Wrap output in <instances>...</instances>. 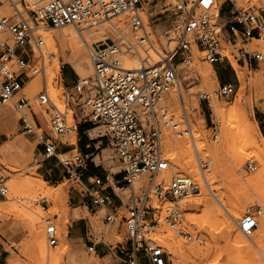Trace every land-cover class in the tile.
Wrapping results in <instances>:
<instances>
[{"label": "built area", "instance_id": "built-area-1", "mask_svg": "<svg viewBox=\"0 0 264 264\" xmlns=\"http://www.w3.org/2000/svg\"><path fill=\"white\" fill-rule=\"evenodd\" d=\"M7 4L12 5L11 0H0V104H13L21 130L38 141L43 161L57 159L68 180L82 182L88 157L78 152L72 160H62L57 155L63 143L59 137L78 134L80 123H91L98 130L97 139L106 141L122 163L123 180L131 190L127 201L120 198L124 208L106 216L109 224L122 217L126 229V238L112 245L111 253L123 264H175L173 254L153 234L161 220L171 228L182 225V201L200 195L201 189L188 175L166 176L175 170L164 147L166 134L183 136L190 130L182 129L185 123L163 104V97L181 88L180 67L193 62L194 49L213 66L232 63V58L248 67L263 62L264 51L250 50L249 45L263 38L264 0L243 5L238 0H48L32 24L6 16L2 10ZM42 25L105 34L88 48L92 76L64 85V108L47 86L34 98L25 93L33 78L46 76V60L53 56L35 34V28ZM163 42L168 47L159 50ZM225 43L234 49L239 44L244 47L231 53ZM125 58L136 59L138 68H126ZM236 93V84L220 83L219 96L229 98ZM200 97L209 100L205 94ZM36 107L48 117L49 130H42ZM68 109L80 122L69 124ZM246 167L256 171L255 160H249ZM144 177L148 181L136 190ZM89 181L91 186L84 191L87 197L97 205L109 203L112 196L104 179ZM8 193L0 183V196ZM124 210L127 214L122 216ZM261 214L257 206L255 213H247L240 221L245 236L251 237L259 228L257 215ZM47 224L48 241L57 246L56 226L49 220ZM177 231L193 240L183 228ZM89 251L96 253L94 246Z\"/></svg>", "mask_w": 264, "mask_h": 264}, {"label": "rangeland", "instance_id": "rangeland-1", "mask_svg": "<svg viewBox=\"0 0 264 264\" xmlns=\"http://www.w3.org/2000/svg\"><path fill=\"white\" fill-rule=\"evenodd\" d=\"M39 1L11 0L14 4H10L6 9L5 6L2 11L6 16H11L16 21L25 19L32 24L34 15L46 0ZM247 1L249 0H238L240 5L247 3ZM124 18L125 16H122L120 19ZM62 30L63 28L54 31L36 30L35 28L36 36H40L46 42L45 50L52 54L53 58L46 60V76L39 75L33 78L26 86L25 93L28 97L34 98L47 86L53 99L64 108V85H71L77 79L87 78L91 75L82 74L72 63L66 62V59L72 54L68 41L57 38L56 46H49L48 41L44 38L46 33H54V36H58L63 32ZM98 33L100 32L95 30L84 32L89 38V43L92 44ZM2 37L0 36V39ZM224 46L231 53H237L235 52L237 49L244 47L239 44L234 49L233 46L226 43ZM157 47L159 50L166 49L168 44L163 42ZM249 48L250 50L264 51V39L260 42L253 40ZM84 54L88 56L87 49ZM83 57L84 55H82V59ZM126 59L129 58L124 60ZM231 62L233 65L230 62H224L212 66L204 61L194 49L193 62L180 67L182 92L180 93V89L172 90L163 97V104L170 107L172 112L176 114L178 121L185 123L186 126H182V129L188 127L190 130L189 134L183 136L166 134L164 147L175 164V170L166 176L172 177L175 173L188 175L195 180L201 189L200 195L182 201L181 207L184 212L182 225L171 228L164 220H161L153 234L160 245L172 252L175 264H251L256 259L259 264H264V251L262 249L254 248L256 254L254 256L247 255L244 249L239 248L234 241L236 234L250 238L245 236L239 228L240 221L247 213H255L257 206H260L262 214L257 215V218L258 221L264 219V148H244L245 142L239 138L238 134L243 127V120L238 112H233L236 107L248 109L252 122L255 120L258 122L264 116L262 110L264 107V61L253 62L251 67L239 65L233 58ZM128 63L132 64L133 62L128 60ZM84 66L87 68L85 61ZM210 66L215 69L221 67L226 80L237 85L235 95L223 98L218 95L220 84L215 85L213 82L206 84L202 80L200 73L202 76ZM63 68L68 74L65 79L62 76ZM219 80L221 83V79ZM32 85H34L33 90L31 89ZM213 86L216 88L215 99L220 105L222 104L226 111L222 118L215 115L209 100L200 97L201 94L208 93ZM35 110L43 121L42 130H49V124L46 122L48 117L40 108L36 107ZM73 116V112L68 109L70 125L80 122L75 121ZM19 118L20 115L15 112L12 103L0 104V183L9 189L7 197L0 196V249L2 253L0 264H10L11 262H16L15 264H115L111 256L102 259L96 253L90 252L88 247H78L67 238L64 224H68L67 216L69 215V219H71V214L74 212L71 195L73 192H83L84 187L80 181L68 180L67 178L60 182H48L50 176L44 175L47 165L42 157H39L38 141L23 133ZM83 124L84 122L80 123L78 127ZM90 134L92 138H96L98 130ZM81 136V133L78 135L75 131L60 136L59 139L63 143L72 145L71 148H77L78 144L80 147L82 143V141L79 142ZM84 138L88 140L87 137ZM259 143L264 146V140L260 139ZM100 148H104V151L100 150L101 156L97 158L96 162L100 164V158H102V164L111 166L114 172L120 171L123 166L106 141L100 145ZM77 154L78 151H75L72 154L60 155V158L72 160ZM237 158L242 160L241 168H237L234 164V160ZM251 159L256 162V171H250L246 167ZM202 163L205 164V167H202ZM194 165L198 171H204L208 175L206 185L202 186L197 180ZM43 181L47 182L48 185ZM147 181V177L140 179L135 189L139 190L140 186ZM249 181L253 184H249ZM28 183L33 184V189L29 188ZM59 192L64 193L63 201H58L56 198ZM119 194L127 201L131 190L128 188L119 191ZM200 200L217 204L232 224V236L229 232L230 229L223 224L224 215H220L212 222L202 224V221L205 220L203 208L197 209L195 206ZM156 204L158 202H155ZM192 205L194 208L191 207ZM238 205L243 208L239 212V217L235 218L229 210ZM223 207L225 208L223 209ZM39 211L42 212L41 215ZM76 211L82 214L81 208ZM84 212V216L90 220L93 233L98 238L105 235L106 239L113 244L122 242L126 238V229L122 217L114 224H109L106 221L108 212L105 208L96 215L89 214L86 208ZM30 213L36 214L35 216L39 218L41 222L39 227L46 236L48 251L45 262L41 260L40 253L34 244ZM126 214L127 211L124 210L122 216ZM189 214H193L191 216L193 221ZM42 215L43 217H41ZM47 220L58 229L57 247H53L48 241ZM181 228L193 235L192 241L178 233L177 230ZM252 236L262 239L264 244V233H262L260 226ZM193 248L200 250L201 253L187 259Z\"/></svg>", "mask_w": 264, "mask_h": 264}, {"label": "bare ground", "instance_id": "bare-ground-1", "mask_svg": "<svg viewBox=\"0 0 264 264\" xmlns=\"http://www.w3.org/2000/svg\"><path fill=\"white\" fill-rule=\"evenodd\" d=\"M42 1H44V0H40L39 2H42ZM47 1L48 0H46L44 2L46 3ZM12 3L14 4V2H12ZM8 6H10V4H7L6 7H5V9ZM36 8H38V7H36ZM41 8H39L38 11ZM62 28H63V30H62L63 32L61 34H59L58 36H54L53 35L54 33L53 34L46 33V34H44V38L48 41L49 46H56V39L57 38H60L63 41H68L69 44H70V50H71L72 54H71V56L68 59H66V62L72 63L74 65V67L79 72H81L82 74L91 75L92 76V74H93V68H92V64H91L90 58L88 57L89 55L87 56V55L84 54V51L87 49V52H88V48L92 44V43H89V41H88L89 38L86 36V34L80 33L79 31H77L72 26H65V27H62ZM43 29H47V30H50V31H54L55 29H58V28H55L53 26H45V25H42L41 27L36 28V30H43ZM104 35H105L104 32L101 31L100 33H98V35L96 37H94L96 39L95 41H98ZM90 36H92V33H90ZM262 39H264V36H263ZM262 39H254V40H256L257 42H260V41H262ZM82 55H84L83 59H82ZM128 60L130 62H133V63L132 64H129L128 63ZM84 61L87 64V68L84 66ZM124 64H125V67L126 68H129V69H136L139 66L138 65V62H136V59H131V58L124 60ZM232 65H233V63H232ZM59 70L60 69L58 68V71ZM200 77L202 78V80L206 84H210L212 82L215 85L220 84V80L218 78L217 72H216V70H215L214 67H211V66L208 67L207 71L204 72V74H202V76H201V73H200ZM31 89L32 90L34 89V85L31 86ZM181 92H182V87L180 88V93ZM206 93H204V94L209 98L210 106L212 107L215 115H217L218 118H222L225 115L226 111L222 107V104L220 105L217 102L218 100H216L215 97H214V94L216 93V88L213 86V87H211L209 89V92L207 94ZM262 110L264 111V107H262ZM233 112H238L240 114V117L243 120V122H242L243 127H242V129L240 130V132L238 134H239V138L242 139L245 142V147L244 148H264V146H261V144L259 143V140L260 139L264 140V136L262 135V133H261V131L259 129L258 122L256 120L254 122L251 121V119H250L251 118L250 117V112L248 111V109H246L244 107H236L235 109H233ZM237 157H239V156H237ZM241 161L238 160V158L236 160H234V164L236 165L237 168H241V164H242ZM194 172H196L195 174L197 175V180L200 182V184L202 186L206 185L205 183H207V181H208V175L204 171H201V172L198 171V169H196L195 165H194ZM43 182L48 185L47 182H45V181H43ZM249 184H253V182L249 181ZM32 185L29 184V186H30L29 188H32L33 189L34 186H32ZM203 188H205V187H203ZM39 189L41 190V188H39ZM51 193H52V191H51ZM49 194H50V192H49ZM56 198H57L58 201H63V199H64V193L63 192H59L56 195ZM195 206H196L197 209L203 208L204 216H205L204 217L205 220L202 221V224L203 225L205 223H209L210 221L212 222L213 220L217 219L220 215H224L223 212H222V210L219 209V207L217 206V204H215L214 202L200 200L197 203V205H195ZM191 207H193V205ZM221 208H222V206H221ZM224 208L225 207H223V209ZM226 208H228V207H226ZM242 208L243 207L240 206V205L234 206L233 208H231L229 210V212L235 218H238L239 217V212L242 210ZM40 211H39V214L41 215L42 212L40 213ZM37 213H38V211L36 212V214ZM74 213H75V216L76 217L79 215V213L77 211H75ZM30 214H31V222H32L33 231H34V234H33L34 235L33 236L34 244L36 245V247L38 249V253H40L41 260L43 262H45L46 259H47L46 254H47V251H48V247L46 245V236L43 234L42 229H40V227H39V224L41 223L40 220H39V218L37 216H35L36 214L35 215H33L32 213H30ZM191 216H193V214H191V215L189 214V217L190 218H191ZM41 217H43V215ZM191 219H192V221L194 220L193 218H191ZM259 221H260V225L259 226L261 227V231H262V233H264V219L263 220L261 219ZM223 224H225L230 229L229 232L231 234L232 233V224H231L230 220L226 216H225V219L223 221ZM66 225H67V223L64 224V227H66ZM57 234H58V229H57ZM231 236H232V234H231ZM171 237L174 238L172 235H171ZM250 238H246V237H244L241 234H236L234 241L239 246V248H243L244 249V251L247 253V255L254 256L256 254L255 251H254L255 250L254 248H259V249H262L264 251V244L262 243V241H263L262 239H258V237H256V236H252ZM57 246H53V247H57ZM199 253H201L200 250H196L195 248H193V249H191V252H190L189 256H187L188 257L187 259H189V258L191 259V257L193 255H197ZM253 261H252L253 264H259V261L257 259H256V261L255 260H253ZM15 263L11 262L10 264H15ZM83 263H85V262H83Z\"/></svg>", "mask_w": 264, "mask_h": 264}, {"label": "crops", "instance_id": "crops-1", "mask_svg": "<svg viewBox=\"0 0 264 264\" xmlns=\"http://www.w3.org/2000/svg\"><path fill=\"white\" fill-rule=\"evenodd\" d=\"M215 70H217L216 72L219 76L218 78L221 79V83H232L226 80V77H224V73L222 72L221 67H216ZM62 76L63 79L68 76L65 71V68L62 69ZM258 124L259 129L262 135L264 136V116L260 118ZM92 128L93 125L91 123H84L83 125H80L77 128L78 135H80V133L82 134V136L79 137V142L82 141L80 147L78 144L77 148H71L72 145L61 143L57 150V155L60 157V155H68L72 154L75 151H78L82 153V155L88 157V166L83 171L84 176L81 182L84 187V191L91 186L89 178L101 177L104 179L106 186L108 187V193L112 196V199L109 203L105 205H97L94 204L89 197H87V194H85L84 191L73 192L71 195V204L74 208V212L81 208L82 214H80L79 212V217H76L75 213L73 212L71 214V219H69V215L67 216L68 224L66 225L65 234H67V238L74 242L76 246H86L88 248L94 246L96 254L97 256H100V258L104 259L108 256H111L115 261V264H123L119 258L115 257L111 253V246L114 244L109 242L106 239L105 235L98 238L92 231L89 218L87 216H84L85 208L88 210V213L92 215H96L103 208H105L108 213L114 212L118 209H123L124 206L122 205L120 200V198L123 199V197L119 194V191L127 189V185L123 180L124 167L120 171L114 172L111 166L108 167L105 164L101 163L102 158H100V164L96 162L97 158L101 156L100 150H102V152L104 151V148H100V145H103L104 140L97 139V137L92 138L90 133L95 131V129ZM84 137H87L88 140ZM39 157L41 158L40 155ZM44 163H46L47 165L44 175L47 174L50 176L48 182H60L63 179L67 178L66 169L58 163L57 159L53 158ZM143 264H146V262L144 261Z\"/></svg>", "mask_w": 264, "mask_h": 264}]
</instances>
